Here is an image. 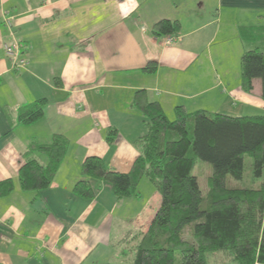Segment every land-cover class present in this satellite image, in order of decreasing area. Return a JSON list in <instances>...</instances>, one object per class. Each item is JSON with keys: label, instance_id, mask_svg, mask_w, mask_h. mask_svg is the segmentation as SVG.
Segmentation results:
<instances>
[{"label": "crops", "instance_id": "0c3cea01", "mask_svg": "<svg viewBox=\"0 0 264 264\" xmlns=\"http://www.w3.org/2000/svg\"><path fill=\"white\" fill-rule=\"evenodd\" d=\"M162 19L180 24L171 43L152 33ZM6 45L20 53L11 58ZM254 47H264V0H0V181L14 186L0 196V264H130L160 197L144 177L129 197L91 178L94 196L78 195L83 160L99 156L109 170H131L147 132L137 96L167 117L176 106L261 114L260 81L250 92L241 86L240 58ZM19 59L25 65H13ZM42 99V116L19 123ZM55 135L68 144L51 183L23 191L25 153ZM32 156L46 165L42 152Z\"/></svg>", "mask_w": 264, "mask_h": 264}, {"label": "trees", "instance_id": "16d2710c", "mask_svg": "<svg viewBox=\"0 0 264 264\" xmlns=\"http://www.w3.org/2000/svg\"><path fill=\"white\" fill-rule=\"evenodd\" d=\"M151 30L156 36L177 35L180 24L162 19ZM155 67L149 63L144 70L151 73ZM240 73L242 89L250 92L258 79L264 98V47L243 52ZM44 104L42 99L25 107L18 122L40 118ZM135 105L146 118L147 132L138 141L140 154L131 170L115 172L101 157L88 156L73 186L85 198L94 196L90 178L109 183L117 198L136 195L143 177L155 188L160 204L138 234L130 264H207L206 255L218 251L228 252L236 264H264V113L234 117L176 106L169 119L157 102L137 96ZM114 135L110 131L109 142ZM67 144L55 135L49 144L29 146L19 169L23 191L49 186ZM35 151L47 156L46 165L32 156ZM199 161L211 167L205 192L193 173ZM229 179L241 185L231 187ZM13 187L10 179L0 181V196Z\"/></svg>", "mask_w": 264, "mask_h": 264}, {"label": "rangeland", "instance_id": "374dc122", "mask_svg": "<svg viewBox=\"0 0 264 264\" xmlns=\"http://www.w3.org/2000/svg\"><path fill=\"white\" fill-rule=\"evenodd\" d=\"M232 66H235V64L232 63ZM262 113H264V112H262ZM168 118L172 119L173 116L172 115H170V116L168 115ZM197 163L199 165H196V167L194 168L193 173L197 175L200 189L203 192H205L206 191V185H207V177H208V175H209V173L211 171V167L207 163H204V162H201V161H199ZM147 183H148L149 187L151 189H153L152 184L150 182H147ZM248 183H251V181L249 180ZM228 185L231 186V187H234V186H240L241 184L237 183L234 180H230L229 179ZM143 197L148 199V192L146 191V189H145V191H143ZM134 246H135V244H134ZM206 261H207V264H236L234 262V260H232L231 255L228 252H225V251H218V252L208 253L206 255Z\"/></svg>", "mask_w": 264, "mask_h": 264}, {"label": "built area", "instance_id": "2783aa9c", "mask_svg": "<svg viewBox=\"0 0 264 264\" xmlns=\"http://www.w3.org/2000/svg\"><path fill=\"white\" fill-rule=\"evenodd\" d=\"M179 37H177V35H174V34H171V35H167L166 38H165V41L167 43H171L173 42L175 39H178ZM19 47L17 46H14V47H11L10 45H6L5 46V51H6V54L9 55L11 58L12 56L14 55H18L20 53V51L18 50ZM15 56V57H16ZM26 61L24 59H19V60H16V61H13V65L15 66H23L25 65Z\"/></svg>", "mask_w": 264, "mask_h": 264}]
</instances>
